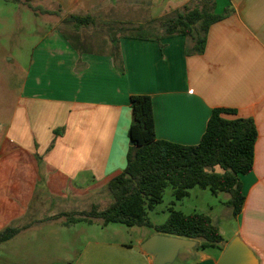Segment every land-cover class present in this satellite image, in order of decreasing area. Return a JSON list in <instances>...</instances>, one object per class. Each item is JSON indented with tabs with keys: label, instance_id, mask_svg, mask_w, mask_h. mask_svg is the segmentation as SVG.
<instances>
[{
	"label": "crops",
	"instance_id": "crops-1",
	"mask_svg": "<svg viewBox=\"0 0 264 264\" xmlns=\"http://www.w3.org/2000/svg\"><path fill=\"white\" fill-rule=\"evenodd\" d=\"M50 1L56 11H46L59 12L65 25L69 15L91 17L88 26L72 25L77 34L93 27L107 28L108 35L92 42L97 50L90 52L81 48L84 40L74 43L59 28L35 48L5 115L0 102V209L20 206L0 228H19L14 237L79 235L75 257L58 258V264H154V255L142 249L153 229L70 222L111 203L108 183L124 170L131 146L130 97L147 95L156 137L172 143L198 144L215 108L234 110L225 119L254 122L258 137L252 170L240 177L245 199L234 216L237 229L229 240L219 229L223 241L216 248L182 250L181 264H222L234 239L264 264V0H212L215 15L229 13L210 26L201 54L189 53L188 38L153 32L160 20L200 9L206 0ZM119 10L139 16L117 18ZM110 29L122 35L115 38ZM132 30L144 31L138 37ZM19 169L25 199L9 195L4 203L3 182L17 186ZM35 222L51 227L38 230Z\"/></svg>",
	"mask_w": 264,
	"mask_h": 264
},
{
	"label": "trees",
	"instance_id": "trees-1",
	"mask_svg": "<svg viewBox=\"0 0 264 264\" xmlns=\"http://www.w3.org/2000/svg\"><path fill=\"white\" fill-rule=\"evenodd\" d=\"M206 1L202 2L200 9L196 7L177 13L159 23L167 37L178 35L190 39L193 47L189 53H203L210 26L229 13L226 9L223 15H215L212 0ZM45 13L60 15L59 12ZM63 20L75 28L92 22L89 16L75 15ZM130 108L132 122L128 137L133 144L128 149L124 170L108 183L111 203L101 211L92 209L79 213L80 218L70 222L100 220L101 226L113 223L129 228H150L158 234L194 240L197 243L195 250L220 246L223 238L219 228L213 225L207 214H185L170 208L166 221L153 225L148 212L162 203L167 187H171L177 201L188 197L189 191L197 187L208 189L213 195L229 194L226 204L234 215L240 213L245 199L240 177L252 170L258 137L254 122L249 118L225 119L222 115L235 114L234 110L215 108L199 143L180 145L156 137L150 96L132 95ZM19 232L17 227L5 228L0 232V243L12 239Z\"/></svg>",
	"mask_w": 264,
	"mask_h": 264
},
{
	"label": "rangeland",
	"instance_id": "rangeland-1",
	"mask_svg": "<svg viewBox=\"0 0 264 264\" xmlns=\"http://www.w3.org/2000/svg\"><path fill=\"white\" fill-rule=\"evenodd\" d=\"M54 5L55 3L50 0H0V102L3 104L1 108L4 115L14 101L24 76L28 73L30 59L35 48L40 46L43 39L51 33H53L52 36H58L57 30L60 28L74 43L77 40H84L81 44L82 49L94 52L97 47L94 43L93 47L92 42L99 41L102 37L106 38L108 35L107 28L105 31L102 28L95 29L93 27L86 30L83 28L77 34L72 25L62 23L61 16L45 13L48 8L56 11ZM116 16L117 18H129L130 16L131 19H136L139 13L126 14L119 10ZM130 23L133 25V22L130 21ZM110 31L115 38L122 35L119 29H110ZM134 31L132 30V33ZM141 31L136 30L134 34L138 35ZM160 31L164 30H154L153 33L157 34ZM23 171L24 169L18 170L16 174L19 177L18 185L15 187L16 180L13 182L4 180V187L2 188L4 203L9 195L16 197L18 195L20 200L25 199L26 189L22 180L24 175L21 177ZM229 199L230 196L227 193L213 195L208 189L196 187L189 191L188 197L177 201L172 195L171 187H167L163 194L162 203L148 212V219L157 225L162 224L166 221L170 208L185 214L204 213L211 217L212 222L217 223L219 229L224 230V239L229 240L238 227L235 215H232L231 208L226 204ZM94 203L97 204L96 201ZM11 207L13 211L11 208H6L4 204L1 205L2 220L0 225L9 223L20 208L16 205ZM53 209L54 207H52V212ZM49 224L35 222L34 227L38 230L50 229ZM3 230L4 228H0V232ZM147 231H150V228H143V232ZM31 233L14 237L10 242L0 244V264H58V258L75 257L76 248L81 246L78 241L79 235L76 237L67 235L43 236L36 232L35 235ZM81 237L83 240L87 239L85 236ZM184 253V251H180L172 264L183 263Z\"/></svg>",
	"mask_w": 264,
	"mask_h": 264
},
{
	"label": "water",
	"instance_id": "water-1",
	"mask_svg": "<svg viewBox=\"0 0 264 264\" xmlns=\"http://www.w3.org/2000/svg\"><path fill=\"white\" fill-rule=\"evenodd\" d=\"M133 143L130 142V145ZM214 226L217 223L213 222ZM196 241L177 237L154 234L144 241L142 249L150 255H154V264H170L176 259L178 252L191 249ZM222 264H256L251 252L238 240L234 239L227 248Z\"/></svg>",
	"mask_w": 264,
	"mask_h": 264
}]
</instances>
